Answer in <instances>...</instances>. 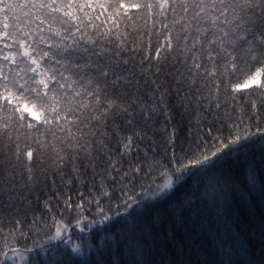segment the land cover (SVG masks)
Instances as JSON below:
<instances>
[{"label":"snow or ice","instance_id":"obj_1","mask_svg":"<svg viewBox=\"0 0 264 264\" xmlns=\"http://www.w3.org/2000/svg\"><path fill=\"white\" fill-rule=\"evenodd\" d=\"M0 264H264V0H0Z\"/></svg>","mask_w":264,"mask_h":264}]
</instances>
